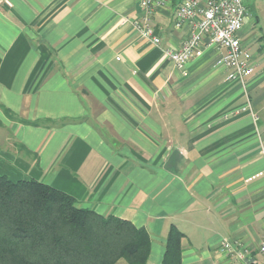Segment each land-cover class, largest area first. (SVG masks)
<instances>
[{"label": "crops", "instance_id": "1", "mask_svg": "<svg viewBox=\"0 0 264 264\" xmlns=\"http://www.w3.org/2000/svg\"><path fill=\"white\" fill-rule=\"evenodd\" d=\"M160 1L157 46L135 25L141 0H0V174L144 227L148 264H161L172 226L183 264H242L224 239L260 264L264 0H244V80L228 79L217 45L183 66L166 56L189 25L176 27L182 0Z\"/></svg>", "mask_w": 264, "mask_h": 264}, {"label": "trees", "instance_id": "2", "mask_svg": "<svg viewBox=\"0 0 264 264\" xmlns=\"http://www.w3.org/2000/svg\"><path fill=\"white\" fill-rule=\"evenodd\" d=\"M183 236L171 227L161 264H183ZM151 242L144 227L51 184L0 174V264H148Z\"/></svg>", "mask_w": 264, "mask_h": 264}, {"label": "built area", "instance_id": "3", "mask_svg": "<svg viewBox=\"0 0 264 264\" xmlns=\"http://www.w3.org/2000/svg\"><path fill=\"white\" fill-rule=\"evenodd\" d=\"M146 14L135 21L140 35L151 43L161 46L162 39L156 34L152 24L151 12L160 0H141ZM244 0H182L176 10V27L189 25V35L178 48L162 47L166 56L177 63L185 65L191 58L202 52L205 42L225 48L217 64L229 70L228 79L244 80L254 72L252 56L242 48L239 31L243 28L247 17ZM250 105L243 108L248 110ZM251 110L257 121L259 116ZM264 147V138L262 139ZM223 250L234 253L242 264H258L248 249L236 247L230 240L224 239ZM261 263L264 264V240L259 245Z\"/></svg>", "mask_w": 264, "mask_h": 264}]
</instances>
